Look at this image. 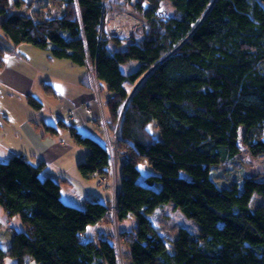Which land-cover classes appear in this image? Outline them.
I'll use <instances>...</instances> for the list:
<instances>
[{"label":"trees","instance_id":"1","mask_svg":"<svg viewBox=\"0 0 264 264\" xmlns=\"http://www.w3.org/2000/svg\"><path fill=\"white\" fill-rule=\"evenodd\" d=\"M135 1L147 27L122 44L103 29L106 7L119 0H37L27 13L9 14L24 0H0V34L11 48L29 43L88 74L92 68L108 133L117 134L113 171L105 141L62 120L37 122L49 135L68 129L84 146L82 177L108 183L115 172V211L109 200H86L84 208L64 202L61 183L70 180L41 177L43 162L25 153L0 162V207L22 224L8 248L0 245L1 263L9 257L13 264H121L112 240L86 234L113 212L116 222H137L120 232L127 264H264V172L229 173L241 127L249 153L264 156V0ZM163 1L172 7L168 15ZM51 2L63 9L45 17ZM26 99L41 108L36 96ZM140 164L153 172L141 177ZM225 171L231 179L222 182ZM254 193L263 201L253 208ZM169 202L197 222L195 231L178 228L171 240L160 235L149 215Z\"/></svg>","mask_w":264,"mask_h":264},{"label":"rangeland","instance_id":"2","mask_svg":"<svg viewBox=\"0 0 264 264\" xmlns=\"http://www.w3.org/2000/svg\"><path fill=\"white\" fill-rule=\"evenodd\" d=\"M36 1L37 0H24V2H22L21 4V7L19 8L12 4L8 8L7 13L8 14L13 13V12L27 13L28 4L31 2L36 3ZM133 1L136 2L135 0H119L118 4L111 3L106 7L107 12L105 14V17H108L110 19L108 21V27L106 31L108 30L111 31V35H115L117 39H119L120 41H123L122 44L130 40L132 36H136L137 38L142 36L143 32L145 31L147 27L146 19L144 18L145 10L143 11L142 8L140 9L136 8L133 4ZM11 2H14V0H11ZM144 3L146 4V6H150V2L148 0H145ZM48 9L50 11V14H48V12L45 11V14H46L45 17L60 15L63 7L62 5L51 2L49 3ZM160 10L164 15H168L172 12V7L169 2L163 1L161 3ZM106 34L108 35L109 33L106 32ZM111 35L109 34V36ZM2 40L4 39L1 38L0 41L3 42ZM5 42H6V39L4 43ZM33 48H36L35 50H37V52L39 53L35 54L30 50L29 51L30 56H40L39 58L40 61L43 60L41 56H47V52L42 51L38 47H33ZM54 60H55L54 61L55 64L53 65L50 64V65H52L54 70L59 75H61L63 79L68 80L73 86H75L77 77H81V75L86 71V67L76 65V64H71L68 60L56 59V58ZM1 64L2 63H0V65ZM134 64L136 63L132 62L131 64L123 65V69L128 70V68L132 67ZM48 69L49 68H47L46 70H42L41 72L47 73ZM91 71H92V68L89 67V74L86 72L87 78L90 79V81H91V76H93L92 77L93 80H92L90 88L92 90L94 99H93V102H91L90 104L91 108H93V112L92 114H90V116L94 117L95 112H96V106H97L98 111H99V121L101 122L100 129L96 126H92L93 133L91 134L93 138L97 139L100 142L105 141L107 145L109 146V149L111 151L113 171H114L115 160H116L117 134H116V130L115 132H113V134L108 133V125L105 121V116H106L107 111L105 110V108H103V99H102L103 91L100 90V87L98 86V83L96 81V77L93 73L91 74ZM146 74L147 73L143 74L136 81V83H134L133 85L129 87V92H132L135 89L138 82ZM58 77L61 78L60 76ZM57 82L60 83V80H58V78H55V83ZM73 86L71 87L73 88ZM19 100H22V99L18 95L8 96L0 92V105L8 103V102H19ZM25 102L27 103L26 98H25ZM45 105H48V103L45 102ZM4 107L7 108L8 106L5 104ZM87 112H89V110H87ZM91 119L89 120V123L91 122ZM1 121L5 122L4 119H2ZM39 122H41V120H39ZM55 124L58 125L57 122H55ZM152 125H150L149 128L152 131L156 130ZM61 129H63V131H66L62 127ZM81 131H86V129L82 128ZM157 134L158 132L155 131V135ZM242 134H243V128L241 127L238 133L239 135V138H238L239 153L237 155L238 162L234 163V165L233 164L231 165V169L229 173H233V174L240 173V174L253 175L258 172H264V156L253 157L242 142ZM10 142L11 141H8V140H6L5 142L4 141L0 142V162H5L9 159L8 156H4L5 154L3 153V148H4L3 144L6 143L8 145ZM74 144H75L74 148L76 147V150L77 148H79L78 150H80L78 152L79 155L81 154L84 155V152H85L84 146L76 142H74ZM76 150L74 149V152ZM70 163H71V160H70ZM77 163L78 162H76V164L72 168L66 166L68 169L66 174L69 177L68 176H65V177L70 180V183L69 184H66L65 182L61 183L62 200L68 204H71V205H74L80 208L85 207L86 200H90V201L99 200L104 203H106L109 200V201H112L111 210H113L114 193H115L114 190L116 188L115 187L116 185L115 172L112 173L113 175L112 179L109 180L108 183H106L103 178H101L100 180L97 177H91L87 179L80 175L77 169ZM139 170H140L141 177L145 176L148 173L153 172V170L147 164H140ZM226 172L227 171H225L224 174ZM40 173H41V177H45L44 175H47L45 174V172H40ZM61 177H63V174L59 176L58 178H61ZM54 178L58 179L57 177H54ZM222 178H224L222 182H226V180L231 179V177L228 176L227 174H225ZM262 201H263L262 196L254 193L252 196V200H251V206L254 208L257 204H260ZM110 215H111L110 222L108 223L97 222L94 225H89L86 229V234H88L89 238L93 237L94 235L98 233L104 234L103 236L109 238L110 240L114 242L116 249L118 251L120 263L127 264V261H128L127 257H128L129 251H128L127 246L124 243V235L120 234V232L123 230L125 231L132 230L137 224L136 219L135 217H130L128 219L116 222V218L114 217L113 212H110ZM149 218L153 219L154 224L157 228V231L160 233L162 237H164L167 240L169 239L171 240L176 235L178 228L184 227L190 231H195L196 227L198 226L195 220L186 217L178 208L177 209L174 208L171 202L167 203L165 206L157 207L155 211L151 215H149ZM21 229H22V224H21L19 217L17 216L7 217V215L4 213V211L0 207V245L3 248H8L10 245L11 238H12V230L19 231ZM14 262H15L14 259L5 257L3 259V262L2 263L0 262V264H13Z\"/></svg>","mask_w":264,"mask_h":264},{"label":"crops","instance_id":"3","mask_svg":"<svg viewBox=\"0 0 264 264\" xmlns=\"http://www.w3.org/2000/svg\"><path fill=\"white\" fill-rule=\"evenodd\" d=\"M2 41L0 45L9 46V50L0 52L2 62L0 92L8 96L18 95L22 99L19 102L5 103L7 108L4 107L5 104L0 105V142L11 141L8 145L3 144L4 156L9 158L14 154L25 153L32 163L43 162L41 172L47 174L44 176L53 178H58L62 174L64 177L68 176L66 166L74 167L83 154L79 155V148L77 150L76 147L74 148L75 141L69 130L64 128L66 131L60 129L57 134L49 135L39 128L37 122L43 119L49 124L56 125L55 122L62 120L73 125L80 133L90 135L93 133L92 126L100 129L101 122L97 106L94 117L90 116L93 112L90 104L94 99L90 88L92 78L90 81L85 71L81 77H77L75 86H73L52 67L55 64V58L47 54V56H41L43 60L40 61V56H30V50L35 54L39 53L32 44L22 43L11 48L7 42ZM47 68H49L47 73L41 72ZM55 78H58L60 83H55ZM29 94L38 99L40 97L41 108H34L25 102ZM45 102L48 105H45ZM2 119L5 122L1 121ZM82 128L86 131H81Z\"/></svg>","mask_w":264,"mask_h":264},{"label":"built area","instance_id":"4","mask_svg":"<svg viewBox=\"0 0 264 264\" xmlns=\"http://www.w3.org/2000/svg\"><path fill=\"white\" fill-rule=\"evenodd\" d=\"M117 17H118V16H117ZM117 17H116V18H117ZM122 18H123V17H122ZM122 18H121V19H122ZM109 20H110V19H109L108 17H105V18H104V30H105V31H106V29H107V27H108V21H109ZM106 32L109 33V34L111 35V31L108 30V31H106ZM109 34H108V35H109ZM92 80H93V78H92ZM86 109L89 110L88 107H86ZM113 211H115V210H113Z\"/></svg>","mask_w":264,"mask_h":264},{"label":"water","instance_id":"5","mask_svg":"<svg viewBox=\"0 0 264 264\" xmlns=\"http://www.w3.org/2000/svg\"><path fill=\"white\" fill-rule=\"evenodd\" d=\"M138 83H139V82H138ZM137 85H138V84H137ZM137 85H136V87H137ZM136 87H135V88H136ZM133 91H134V90H133ZM133 91H132V92H133ZM132 92H131V93H132ZM30 264H35V262H34V261H31Z\"/></svg>","mask_w":264,"mask_h":264}]
</instances>
